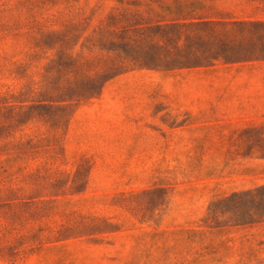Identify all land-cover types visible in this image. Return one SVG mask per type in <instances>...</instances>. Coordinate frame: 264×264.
I'll list each match as a JSON object with an SVG mask.
<instances>
[{
  "label": "rangeland",
  "instance_id": "374dc122",
  "mask_svg": "<svg viewBox=\"0 0 264 264\" xmlns=\"http://www.w3.org/2000/svg\"><path fill=\"white\" fill-rule=\"evenodd\" d=\"M0 264H264V0H0Z\"/></svg>",
  "mask_w": 264,
  "mask_h": 264
}]
</instances>
